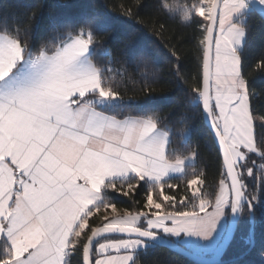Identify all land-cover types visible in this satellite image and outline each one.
Here are the masks:
<instances>
[{
    "label": "snow or ice",
    "instance_id": "obj_1",
    "mask_svg": "<svg viewBox=\"0 0 264 264\" xmlns=\"http://www.w3.org/2000/svg\"><path fill=\"white\" fill-rule=\"evenodd\" d=\"M163 6L184 20L202 18L191 92L218 142L216 189L204 190L195 150L171 149L151 107L109 111L133 101L125 105L108 75L119 74L108 45L123 34L129 61L143 58L144 38L131 21L142 22L131 7L122 18L98 19L83 0H67L56 19L33 13L22 32L0 17V264H139L141 252L160 244L197 264H256L247 259L256 253L264 260V136L256 133L264 112L257 117L246 72L249 21L264 25V0ZM171 55L179 76L181 58ZM255 70L264 73V55ZM175 179L186 180L183 194ZM141 192L142 208L117 209V197L139 203ZM102 209L111 215L97 224Z\"/></svg>",
    "mask_w": 264,
    "mask_h": 264
},
{
    "label": "trees",
    "instance_id": "obj_2",
    "mask_svg": "<svg viewBox=\"0 0 264 264\" xmlns=\"http://www.w3.org/2000/svg\"><path fill=\"white\" fill-rule=\"evenodd\" d=\"M65 2L67 0H0V17L6 18L10 27L17 26L22 32L24 28L30 27L28 18L33 13L39 14L45 23H49L62 14L59 5ZM83 2L90 5V11L100 14L98 19H103L105 14L113 18H122L123 8L131 7L142 22L137 24L136 19L131 21L132 24L137 25L136 35L144 38L142 59L129 61V53L121 43L123 34L108 45L110 52L116 49L112 52L114 58L112 67L119 73L108 75L114 76V87L121 93L125 105L127 101H133L131 106L109 111L135 114L144 107H151L156 111L162 117L161 127L170 132L171 149L185 155L190 150L198 153L195 167L198 172L205 173L204 190L212 194L219 179L220 154L205 116L196 106L191 92V89L197 86L200 76L202 29L197 21L202 18L184 20L180 11L170 12L163 6L168 4L179 8L190 5L193 0H83ZM138 4H142L143 7H136ZM249 23L253 25V30L247 42L246 72L251 87L257 94L254 107L259 117L260 113L264 112V91H262L264 73L255 70V64L264 55V25L260 23L258 17L253 18ZM70 30L61 31L66 33ZM97 36L103 37L104 33L98 32ZM47 40L49 35L45 34L35 42L36 46L39 47ZM51 46L53 42L49 43V47ZM173 51H176L181 58L179 76L176 75L175 58L171 55ZM147 89L151 91H146ZM256 133L258 139L264 136V128L257 126ZM260 163L257 160V169ZM172 182L179 185L176 191L183 194L186 180L175 179ZM143 199L141 192L136 197L139 203H134L126 197H117L115 203L117 209L121 211L124 209L134 211L142 208ZM102 216L103 213L95 214L92 220L99 224ZM238 255V250L230 253V256ZM138 259L139 264H197V261L161 245L141 252ZM247 259L254 260L256 264H264L259 253ZM72 264H76L75 259Z\"/></svg>",
    "mask_w": 264,
    "mask_h": 264
},
{
    "label": "water",
    "instance_id": "obj_3",
    "mask_svg": "<svg viewBox=\"0 0 264 264\" xmlns=\"http://www.w3.org/2000/svg\"><path fill=\"white\" fill-rule=\"evenodd\" d=\"M205 119H206V118H205ZM206 123H207V126L209 127V129H210V131H211L213 137H214V133H213V131H212V129H211V126H210V121H208V120L206 119ZM214 139H215V137H214ZM215 142H216V144H217V146H218V142L216 141V139H215ZM160 245H161V246H164V247H167V248H169V249H171V250H173V251H175V252H177V253H180V254H182V255H184V256H186V257H188V258H190V259H192V260H194V261H197V260L199 259L197 256L192 255V254H190V253H188V252H186V251H184V250L177 249V248L172 247V246L167 245V244H160Z\"/></svg>",
    "mask_w": 264,
    "mask_h": 264
},
{
    "label": "rangeland",
    "instance_id": "obj_4",
    "mask_svg": "<svg viewBox=\"0 0 264 264\" xmlns=\"http://www.w3.org/2000/svg\"><path fill=\"white\" fill-rule=\"evenodd\" d=\"M120 212H123V211H121L120 209H118ZM101 213H103V215H111V212H110V210H108V212H105V210H101V212L100 213H97V214H101Z\"/></svg>",
    "mask_w": 264,
    "mask_h": 264
}]
</instances>
